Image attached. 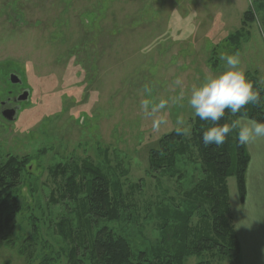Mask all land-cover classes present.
Wrapping results in <instances>:
<instances>
[{"label":"rangeland","instance_id":"1","mask_svg":"<svg viewBox=\"0 0 264 264\" xmlns=\"http://www.w3.org/2000/svg\"><path fill=\"white\" fill-rule=\"evenodd\" d=\"M248 9L255 21L242 30ZM237 31L241 37L230 38ZM237 53L248 79L264 77V0H0V101L10 91H30L16 120L0 114V165L10 157L23 162L16 184L22 210L11 227H0V264H69L57 225L74 217L77 202L61 195L72 174L90 178L86 163L112 180L124 202L119 219L96 227H109L135 253L157 246L164 222L177 223L179 213L203 226L212 216L204 194L213 177L203 172L192 135L174 166L151 167L152 151L177 115L191 127L195 117L185 101L168 110L169 126L153 133L140 89L148 84L167 97L176 94L177 77L190 89L206 72L224 70L221 54ZM11 72L22 84L9 80ZM217 252L186 264H234Z\"/></svg>","mask_w":264,"mask_h":264},{"label":"trees","instance_id":"2","mask_svg":"<svg viewBox=\"0 0 264 264\" xmlns=\"http://www.w3.org/2000/svg\"><path fill=\"white\" fill-rule=\"evenodd\" d=\"M242 30L249 22L255 21L251 9L243 15ZM241 30V31H242ZM241 31L230 35L241 37ZM254 87L260 91L264 100V88L259 84L258 77L250 78ZM250 118L264 121V108L249 105L246 109ZM226 112L223 124L231 119ZM192 140L203 163V172L211 174L208 180L213 185L208 186L205 197L211 202L212 216L204 221V225L191 226V215L179 213L178 222L169 220L162 226L163 237L157 246L149 251L134 252L130 242L117 236L107 226L97 228L100 219H119L124 202L114 189L112 180L94 164L86 163L84 167L90 178L80 181L77 174L67 177L63 185V199L76 201L75 208L70 209L74 217H64L57 225L58 233L68 242L69 264H186L187 258L202 255L205 250H217L221 257L234 261L240 256V242L232 222L230 193L227 185L228 177H235L238 184L241 201L246 198V173L250 163V155L246 146H239L235 134L230 135L226 142L205 146L202 140L203 131L211 126L210 122L201 121L198 117L191 120ZM185 138L172 131L160 140V148L152 151L151 167L174 166L175 157L184 155L190 147ZM179 143L180 149H170L168 144ZM19 165H23L17 157H10L0 165V227H11L22 210L17 194ZM157 169V170H158ZM60 171H57L58 174ZM63 175L66 173L63 172ZM199 190L191 193V198L199 194ZM84 194L81 199L80 195ZM52 200L55 203L54 197ZM77 220L75 226L74 220ZM97 228V229H96Z\"/></svg>","mask_w":264,"mask_h":264},{"label":"clouds","instance_id":"3","mask_svg":"<svg viewBox=\"0 0 264 264\" xmlns=\"http://www.w3.org/2000/svg\"><path fill=\"white\" fill-rule=\"evenodd\" d=\"M224 70L218 74L206 72L199 84L186 88L182 77L172 81L171 91L176 94L167 97L154 95V88L145 84L140 89L142 98L140 110L146 119L151 120V130L159 133L169 126V109L187 107L194 117L210 122L211 126L203 131L202 140L205 146H222L227 138L235 134L239 146H249L264 142V121L250 118L246 110L249 105L264 108L261 93L248 79L240 68L239 54H221ZM259 84L264 88V77L259 78ZM178 89V92L176 90ZM226 112L231 119L225 120ZM176 135L190 138L192 127L184 115H177L172 129Z\"/></svg>","mask_w":264,"mask_h":264},{"label":"crops","instance_id":"4","mask_svg":"<svg viewBox=\"0 0 264 264\" xmlns=\"http://www.w3.org/2000/svg\"><path fill=\"white\" fill-rule=\"evenodd\" d=\"M246 147L250 163L245 200L241 201L236 178V187L230 185L232 177L228 185L232 222L241 248L239 259L233 261L234 264H264V142Z\"/></svg>","mask_w":264,"mask_h":264},{"label":"flooded vegetation","instance_id":"5","mask_svg":"<svg viewBox=\"0 0 264 264\" xmlns=\"http://www.w3.org/2000/svg\"><path fill=\"white\" fill-rule=\"evenodd\" d=\"M11 73L9 74V80L10 81L12 79ZM17 84H20V82ZM24 90H25V88H23L21 90V92L16 93V94H14L13 91H10V95L7 97V99L0 101V105H1L0 114L2 116H4V113H5V115H7L11 110H15V109L17 110L18 107H21V104H20L21 100H19V98L23 95ZM17 111L19 112V110H17ZM18 112H17V115H18Z\"/></svg>","mask_w":264,"mask_h":264},{"label":"water","instance_id":"6","mask_svg":"<svg viewBox=\"0 0 264 264\" xmlns=\"http://www.w3.org/2000/svg\"><path fill=\"white\" fill-rule=\"evenodd\" d=\"M12 75H11V77H12V79H11V82L12 83H19L20 82V84H22V78L20 77V75L19 74H17V73H15V72H12L11 73ZM19 100H21V102L23 101V102H27V101H29L30 100V91L29 90H27V89H25L24 90V92H23V95L19 98ZM20 109V107H18L17 108V110H19ZM16 109L15 110H11L7 115H5V113H4V117L7 119V120H9V121H14V120H16L17 119V111Z\"/></svg>","mask_w":264,"mask_h":264}]
</instances>
